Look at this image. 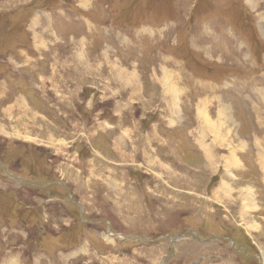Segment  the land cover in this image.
Segmentation results:
<instances>
[{"label": "rangeland", "instance_id": "obj_1", "mask_svg": "<svg viewBox=\"0 0 264 264\" xmlns=\"http://www.w3.org/2000/svg\"><path fill=\"white\" fill-rule=\"evenodd\" d=\"M0 264H264V0H0Z\"/></svg>", "mask_w": 264, "mask_h": 264}, {"label": "bare ground", "instance_id": "obj_2", "mask_svg": "<svg viewBox=\"0 0 264 264\" xmlns=\"http://www.w3.org/2000/svg\"><path fill=\"white\" fill-rule=\"evenodd\" d=\"M107 52H108V51H107ZM111 65H112V64H111ZM165 78L170 79V76H165ZM165 78H164V79H165ZM164 81H166V80H164ZM164 81H162V82H164ZM164 83H165V82H164ZM164 83H163V84H164ZM165 85H167V84L165 83ZM169 88H171V87L169 86ZM166 89H167V88H166Z\"/></svg>", "mask_w": 264, "mask_h": 264}, {"label": "water", "instance_id": "obj_3", "mask_svg": "<svg viewBox=\"0 0 264 264\" xmlns=\"http://www.w3.org/2000/svg\"><path fill=\"white\" fill-rule=\"evenodd\" d=\"M16 178H17V176H16ZM19 179V178H18ZM20 180V182H23V183H27V182H25V181H23V180H21V179H19Z\"/></svg>", "mask_w": 264, "mask_h": 264}, {"label": "crops", "instance_id": "obj_4", "mask_svg": "<svg viewBox=\"0 0 264 264\" xmlns=\"http://www.w3.org/2000/svg\"><path fill=\"white\" fill-rule=\"evenodd\" d=\"M19 179H21V178H19ZM21 180H23V179H21ZM23 181H25V180H23ZM19 209V208H18ZM16 213H18V210L16 211ZM142 238V237H141Z\"/></svg>", "mask_w": 264, "mask_h": 264}]
</instances>
